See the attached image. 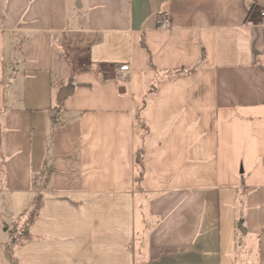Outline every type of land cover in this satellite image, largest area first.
Listing matches in <instances>:
<instances>
[{
	"label": "crops",
	"instance_id": "0c3cea01",
	"mask_svg": "<svg viewBox=\"0 0 264 264\" xmlns=\"http://www.w3.org/2000/svg\"><path fill=\"white\" fill-rule=\"evenodd\" d=\"M263 9L0 0V264H264Z\"/></svg>",
	"mask_w": 264,
	"mask_h": 264
},
{
	"label": "trees",
	"instance_id": "16d2710c",
	"mask_svg": "<svg viewBox=\"0 0 264 264\" xmlns=\"http://www.w3.org/2000/svg\"><path fill=\"white\" fill-rule=\"evenodd\" d=\"M141 45L142 47H144V44H143V41L141 42ZM149 66L152 68V65L151 63H149ZM190 72V71H188ZM185 73V71L183 70H176V71H171V72H167L165 73L166 76L168 75H180V74H183ZM1 143H2V138L0 136V173L3 172V165H4V155L2 153V149H1ZM40 205H41V194L38 193L34 199V202L31 206V208L29 209V211L26 213V215L24 216V219H23V226L22 228H18V234H14V237L10 240V243H9V251H8V256H9V260H10V264H15V260H14V257H13V248L17 245L16 242H17V235L20 237V238H23L25 239V231H26V227L28 226L29 223H31L36 211L40 208Z\"/></svg>",
	"mask_w": 264,
	"mask_h": 264
},
{
	"label": "built area",
	"instance_id": "2783aa9c",
	"mask_svg": "<svg viewBox=\"0 0 264 264\" xmlns=\"http://www.w3.org/2000/svg\"><path fill=\"white\" fill-rule=\"evenodd\" d=\"M259 18L261 21V25L264 26V9L260 12ZM159 28L162 30H167L169 28L168 19L162 18L159 21ZM128 75H129V67L128 65H121L117 67L115 71V80L118 83H127L128 82Z\"/></svg>",
	"mask_w": 264,
	"mask_h": 264
},
{
	"label": "water",
	"instance_id": "95a60500",
	"mask_svg": "<svg viewBox=\"0 0 264 264\" xmlns=\"http://www.w3.org/2000/svg\"><path fill=\"white\" fill-rule=\"evenodd\" d=\"M73 86L71 84H68L66 87H64L63 89H61V91L59 92V94L57 95L56 100L58 102H62L64 101L67 97H69L70 95H72L73 93ZM118 92L120 94H123L125 92V89L123 87H120L118 89Z\"/></svg>",
	"mask_w": 264,
	"mask_h": 264
},
{
	"label": "rangeland",
	"instance_id": "374dc122",
	"mask_svg": "<svg viewBox=\"0 0 264 264\" xmlns=\"http://www.w3.org/2000/svg\"><path fill=\"white\" fill-rule=\"evenodd\" d=\"M22 223H23V222H22ZM22 223L20 224V228H22V226H23V224H22ZM240 226H241V227H243V225H242V224H240ZM243 228H245V227H243ZM237 229H238V235H239V237H241V238H242V235H243V234H242V233H241V231L239 230V226L237 227Z\"/></svg>",
	"mask_w": 264,
	"mask_h": 264
}]
</instances>
